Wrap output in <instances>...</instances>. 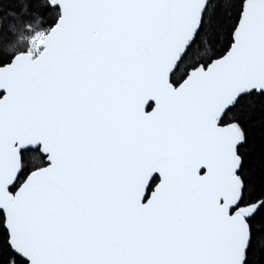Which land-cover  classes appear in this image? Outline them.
Here are the masks:
<instances>
[{"label":"snow or ice","instance_id":"obj_1","mask_svg":"<svg viewBox=\"0 0 264 264\" xmlns=\"http://www.w3.org/2000/svg\"><path fill=\"white\" fill-rule=\"evenodd\" d=\"M0 264H264V0H0Z\"/></svg>","mask_w":264,"mask_h":264}]
</instances>
